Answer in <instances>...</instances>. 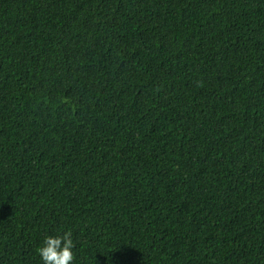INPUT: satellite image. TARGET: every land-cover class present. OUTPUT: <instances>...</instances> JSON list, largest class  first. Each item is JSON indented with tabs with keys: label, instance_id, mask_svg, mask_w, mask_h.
<instances>
[{
	"label": "trees",
	"instance_id": "trees-1",
	"mask_svg": "<svg viewBox=\"0 0 264 264\" xmlns=\"http://www.w3.org/2000/svg\"><path fill=\"white\" fill-rule=\"evenodd\" d=\"M264 264V0H0V264Z\"/></svg>",
	"mask_w": 264,
	"mask_h": 264
},
{
	"label": "clouds",
	"instance_id": "clouds-1",
	"mask_svg": "<svg viewBox=\"0 0 264 264\" xmlns=\"http://www.w3.org/2000/svg\"><path fill=\"white\" fill-rule=\"evenodd\" d=\"M74 240L70 231L47 235L38 254L43 264H73L75 259Z\"/></svg>",
	"mask_w": 264,
	"mask_h": 264
}]
</instances>
